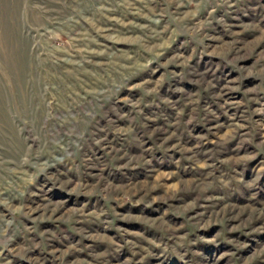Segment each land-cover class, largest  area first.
Here are the masks:
<instances>
[{
	"label": "rangeland",
	"instance_id": "374dc122",
	"mask_svg": "<svg viewBox=\"0 0 264 264\" xmlns=\"http://www.w3.org/2000/svg\"><path fill=\"white\" fill-rule=\"evenodd\" d=\"M0 264H264V0H0Z\"/></svg>",
	"mask_w": 264,
	"mask_h": 264
}]
</instances>
